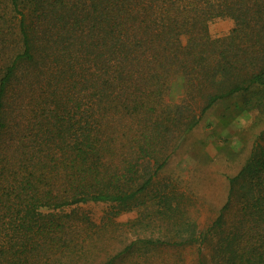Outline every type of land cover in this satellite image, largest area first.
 <instances>
[{"label": "trees", "instance_id": "obj_1", "mask_svg": "<svg viewBox=\"0 0 264 264\" xmlns=\"http://www.w3.org/2000/svg\"><path fill=\"white\" fill-rule=\"evenodd\" d=\"M237 96L264 114V0H0V264H264V127L205 230L158 179Z\"/></svg>", "mask_w": 264, "mask_h": 264}, {"label": "rangeland", "instance_id": "obj_2", "mask_svg": "<svg viewBox=\"0 0 264 264\" xmlns=\"http://www.w3.org/2000/svg\"><path fill=\"white\" fill-rule=\"evenodd\" d=\"M233 26L229 18H216L208 24V32L211 38H219L228 35ZM7 33L5 28L4 34ZM5 44L10 54L13 44H8V36ZM180 89L178 82L173 91L174 98ZM242 103L243 96L232 97L208 110L158 175V179L176 182L191 198L188 215L199 230H205L215 220L226 199L227 178L238 173L264 127V114L256 109L243 111ZM79 208L98 223L107 206L86 204ZM135 217V213L126 214L118 222L125 223ZM194 255V250L186 251V261H192Z\"/></svg>", "mask_w": 264, "mask_h": 264}]
</instances>
